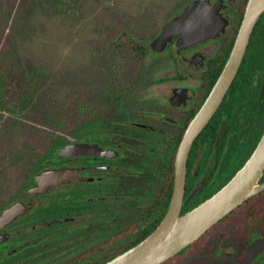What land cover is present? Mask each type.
Instances as JSON below:
<instances>
[{
  "label": "flooded vegetation",
  "instance_id": "obj_1",
  "mask_svg": "<svg viewBox=\"0 0 264 264\" xmlns=\"http://www.w3.org/2000/svg\"><path fill=\"white\" fill-rule=\"evenodd\" d=\"M247 1L220 0L224 26L219 34L186 45L180 35L166 41L154 53L160 56L151 78L139 82V73L121 99L106 107L98 99L94 113H82L78 138L61 145L84 144L82 153L58 157L59 146L35 164L18 190L0 194V214L15 202L25 206L0 223V264H102L143 239L169 207L180 144L202 110L207 119L189 144L179 214L209 198L245 165L264 132V33L251 32L229 83L218 87L216 82ZM163 25L147 39V56ZM58 168L69 169L71 179L30 196L37 175ZM262 183L264 167L256 179ZM260 214L264 188L219 220L233 215L221 227L226 224L242 240V255L261 239L264 225L251 241L242 233L246 220ZM214 225L192 242L200 246L189 256L222 233L210 232ZM263 252L264 246L255 264H264Z\"/></svg>",
  "mask_w": 264,
  "mask_h": 264
},
{
  "label": "rangeland",
  "instance_id": "obj_2",
  "mask_svg": "<svg viewBox=\"0 0 264 264\" xmlns=\"http://www.w3.org/2000/svg\"><path fill=\"white\" fill-rule=\"evenodd\" d=\"M188 1L0 0V194L13 192L24 180L52 136L76 128L83 110L96 111L116 54L125 57L129 80H138L139 73V82L151 78L159 49L142 61L124 40L107 45L112 31L127 23L134 36L150 40ZM83 105L88 108L82 110ZM232 216L210 230L222 233L195 254L189 256L198 241L164 264H255L264 230L242 255V240L226 224L221 227Z\"/></svg>",
  "mask_w": 264,
  "mask_h": 264
},
{
  "label": "water",
  "instance_id": "obj_3",
  "mask_svg": "<svg viewBox=\"0 0 264 264\" xmlns=\"http://www.w3.org/2000/svg\"><path fill=\"white\" fill-rule=\"evenodd\" d=\"M219 2L220 0L214 2L192 0L179 15L163 25L160 33L151 41V47L160 50L174 35H180V41L186 45L221 33L224 18L220 12ZM263 11L264 0L247 1L230 56L216 86L226 85L231 80L244 54L253 26ZM210 100H214V96ZM206 113V110H202L195 117L192 129L189 128L182 139L176 158L174 191L161 221L143 239L102 264H161L200 237L248 196L264 188V183L256 184V179L264 167L263 132L245 165L225 185L190 210L179 214L189 144L207 119ZM84 147V144L72 142L61 146L57 150V155L61 157L79 154L84 151ZM99 151L102 152L100 147L97 152ZM69 178L71 179V174L67 168L45 169L37 175L36 184L29 187L28 191L30 196H33L46 191L48 186L59 184ZM24 207L21 202L11 204L0 214V223L14 217Z\"/></svg>",
  "mask_w": 264,
  "mask_h": 264
},
{
  "label": "trees",
  "instance_id": "obj_4",
  "mask_svg": "<svg viewBox=\"0 0 264 264\" xmlns=\"http://www.w3.org/2000/svg\"><path fill=\"white\" fill-rule=\"evenodd\" d=\"M256 33H264V11L259 15L257 22L252 30V36ZM123 40L126 42L130 50L132 51L133 56L140 60H144L145 57L148 54L149 47H148V40L145 37H136L134 36L128 29V24L124 23L121 26H117L115 30L112 31L111 35L108 37L107 45H121L123 43ZM111 66H112V72L113 76L111 77V80L106 84V86L103 88L101 95L99 97L100 103L103 107L109 106L110 104L114 103L118 99H121L123 96L126 95V92L128 88H130L132 82L137 81L136 78L129 80L127 78V62L125 60V57H123L122 52L116 54L111 59ZM138 76V75H137ZM3 81L0 73V89H2ZM2 103L7 107V102ZM86 106L83 105L82 110ZM11 108V106H10ZM86 107L85 109H87ZM88 111V112H87ZM85 110V113H92V109ZM84 112V110H83ZM82 116L80 118L79 124L76 128H73L69 131L68 134H61V135H55L51 137V141L48 145V147L37 153V156L35 157V160L33 161V164L31 166V173L34 170L35 164L40 163L44 160L46 157H50L51 155H54L56 149L69 141L70 139L78 138V131L80 129V122H81ZM28 173L27 175H29ZM31 175V174H30ZM23 182V181H22ZM23 184V183H22ZM21 185V182L19 185L15 188L14 191L18 190V187ZM13 191V192H14ZM221 222V221H219ZM218 222V223H219ZM217 223V224H218ZM215 224V225H217ZM214 225V226H215ZM259 225H264V215L260 214L257 216H251L249 217L244 226H243V236L247 241H251L258 235V229ZM264 257V252H263ZM169 260V259H168ZM166 260L165 262H167ZM165 262L161 263L164 264Z\"/></svg>",
  "mask_w": 264,
  "mask_h": 264
}]
</instances>
